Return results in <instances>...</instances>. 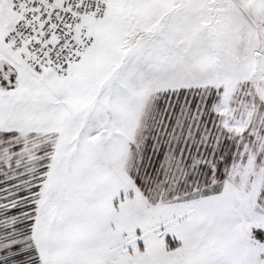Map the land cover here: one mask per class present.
Wrapping results in <instances>:
<instances>
[{
    "label": "snow or ice",
    "instance_id": "1",
    "mask_svg": "<svg viewBox=\"0 0 264 264\" xmlns=\"http://www.w3.org/2000/svg\"><path fill=\"white\" fill-rule=\"evenodd\" d=\"M0 264H264V0H0Z\"/></svg>",
    "mask_w": 264,
    "mask_h": 264
}]
</instances>
